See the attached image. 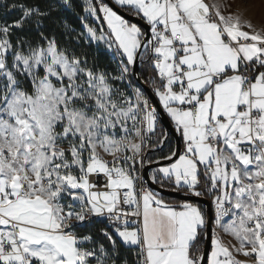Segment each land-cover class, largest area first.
<instances>
[{
    "label": "snow or ice",
    "instance_id": "1",
    "mask_svg": "<svg viewBox=\"0 0 264 264\" xmlns=\"http://www.w3.org/2000/svg\"><path fill=\"white\" fill-rule=\"evenodd\" d=\"M72 6L0 0V264H130L122 248L132 264H202L209 224L207 264H264V28L205 0H84L76 42L102 43L110 72L45 24L75 31L56 15ZM162 115L183 149L153 161L169 139ZM137 164L211 208L137 192ZM97 219L107 245L73 231Z\"/></svg>",
    "mask_w": 264,
    "mask_h": 264
},
{
    "label": "trees",
    "instance_id": "2",
    "mask_svg": "<svg viewBox=\"0 0 264 264\" xmlns=\"http://www.w3.org/2000/svg\"><path fill=\"white\" fill-rule=\"evenodd\" d=\"M12 0H9V3H11ZM28 2H39L41 6H44V0H28ZM72 7L71 8H65L60 13L56 14L60 17H63L65 20H67L68 24L71 26V28L75 29V31H65L63 28V25L61 24L59 27L51 24V20H46L45 24L48 26L49 30H54L55 34L57 36L58 43L61 47H68L70 50H74L77 55H86L89 61V64H92L93 62L97 64L99 67L106 69L107 71L114 72L116 70V65L113 62V56L112 53L108 52L104 49V45L101 43H95V42H86L84 38L79 39V43L76 42V37L79 33L84 32L83 25L81 23V20L79 19L80 16H84L83 7L84 4L81 2V0H71ZM20 13L13 12L10 16L7 17L9 21H11L13 18L18 17ZM88 22L93 23L92 19H88ZM17 35H23L24 33H21L17 31ZM29 37L35 41L36 35L35 32L29 33ZM15 39V37H13ZM139 67V71H140ZM144 75L147 76L148 72L144 71ZM161 123V122H160ZM159 131V128H158ZM181 139V138H180ZM174 148V140L171 135H169V139L167 142H165L161 148L157 149L155 152L150 154L151 159H156L161 156H166L170 153V151ZM183 149V142L181 140V150ZM171 189V188H169ZM185 191V190H180ZM163 199L166 203H180L185 202L182 199L175 198V197H169V196H163ZM190 202V201H188ZM193 204L199 205L202 209H204V206L199 202H191ZM107 220H100L97 219L91 224H84V225H78L73 229V231L77 232L79 235H86L91 234L94 239L99 240L106 245L108 244V241L105 237H103L100 233V229L107 227ZM204 236L201 235L200 239L197 242V246L201 249L204 245ZM117 243H120L119 240ZM211 249V248H210ZM122 252L127 255V259L129 261H132L133 255H132V249H123Z\"/></svg>",
    "mask_w": 264,
    "mask_h": 264
},
{
    "label": "water",
    "instance_id": "3",
    "mask_svg": "<svg viewBox=\"0 0 264 264\" xmlns=\"http://www.w3.org/2000/svg\"><path fill=\"white\" fill-rule=\"evenodd\" d=\"M105 3L108 4H112L113 0H104ZM117 10L119 11V9L117 8ZM127 19H129L131 22L134 23H138L141 24L143 26V22L137 20L135 17H131V16H126ZM137 71H139V67L137 68ZM143 87L145 89H148V85H143ZM150 96V99H152L153 103L158 104V101L156 100V98L154 96L151 95L150 91L147 93ZM161 114H162V109H161ZM161 124L168 129V135H171L173 137L174 140V148H179L181 150V139L180 137L172 130V124L170 122V120H168V118L166 116L162 115V120L160 121ZM159 149V148H158ZM155 161V160H153ZM162 163L166 164L167 161H162ZM158 167V165L153 164L151 167H143L142 168V174L143 177L147 183V185L153 189L154 191L158 192L160 195L163 196H169V197H175V198H179L182 199L184 201H190V202H199L204 206V209H208L211 208V203L209 198L207 197H194V196H190L186 193V191H173L172 189L169 188H161L158 184H154L151 182L150 179H148V176L150 174V170L152 168ZM211 227L212 225L209 224L208 226V236L207 238H204V245L202 248V252L205 254L204 255V260L202 261V264H207V253L210 252V248H211V244H210V240H211Z\"/></svg>",
    "mask_w": 264,
    "mask_h": 264
},
{
    "label": "rangeland",
    "instance_id": "4",
    "mask_svg": "<svg viewBox=\"0 0 264 264\" xmlns=\"http://www.w3.org/2000/svg\"><path fill=\"white\" fill-rule=\"evenodd\" d=\"M81 2L84 4V0H81ZM205 3L209 4L210 6L213 4H219L221 6L220 10L222 14L228 15L229 13L231 14L240 13L244 19L251 20L253 25H255L258 29L264 28V0H205ZM84 15L86 14L84 13ZM89 18L92 19L91 17ZM88 23L92 24L90 22ZM104 49L106 50L105 47ZM129 126H131V122H129ZM116 133H117V138H119V135H121L119 128H117ZM133 140H136V137H133ZM61 146L67 148L68 144L67 142H65ZM98 151L105 159L107 160L112 159L111 155L103 153L101 149H98ZM133 261H134V257L132 261H129L130 264H132Z\"/></svg>",
    "mask_w": 264,
    "mask_h": 264
},
{
    "label": "built area",
    "instance_id": "5",
    "mask_svg": "<svg viewBox=\"0 0 264 264\" xmlns=\"http://www.w3.org/2000/svg\"><path fill=\"white\" fill-rule=\"evenodd\" d=\"M8 2H9V0H8ZM7 18V17H6ZM5 19V17H4V14H3V9H0V23H2L3 22V20ZM153 139H155V137H153ZM162 146H159L158 148H161ZM157 148V149H158ZM151 154V153H150ZM155 160V159H154ZM142 168L143 167H141V165H139V164H137L136 165V175L137 176H139V177H142V179H140V180H137V182H136V185H135V187H136V191L137 192H140V190H141V185L143 184L146 188H150L148 185H147V183H146V181H145V179H144V177H143V174H142ZM90 179H95V177L93 176V177H90ZM101 181H103V177L101 176ZM151 189V188H150ZM153 190V189H152ZM154 191V190H153ZM156 192V191H155ZM204 197H207V198H209V200L211 201V197H209V196H207V195H205ZM135 206H133V208H134ZM120 208L122 209V210H124V211H132L133 209H130V208H128V206L127 205H120ZM129 219L130 220H135L136 219V217H129ZM141 220H142V218H141ZM87 224V223H86ZM84 225V224H83ZM133 227H135L136 225H132ZM107 227H108V222H107ZM105 228V227H104ZM102 229V228H101ZM100 231V230H99ZM108 231H112V228L111 227H108ZM234 255V254H233ZM234 257H235V259H237V260H239L235 255H234Z\"/></svg>",
    "mask_w": 264,
    "mask_h": 264
},
{
    "label": "crops",
    "instance_id": "6",
    "mask_svg": "<svg viewBox=\"0 0 264 264\" xmlns=\"http://www.w3.org/2000/svg\"><path fill=\"white\" fill-rule=\"evenodd\" d=\"M207 2V1H206ZM208 3V2H207ZM182 140V139H181ZM155 152V151H154ZM153 153V152H152ZM151 153V154H152ZM157 159V158H156ZM155 159V160H156ZM154 160V159H153ZM153 169V168H152ZM152 169L150 170V173H151V171H152ZM162 196V195H161ZM188 202V201H187ZM180 203H182V202H180ZM180 203H169V204H173V205H179ZM191 203V202H190ZM221 239H222V242L225 244V246H228L229 248H230V250L233 252V254L239 259V261H247L248 260V258L247 257H245L244 255H243V253H237V252H235V250H234V248H233V246H236V247H238L239 245H238V242L232 237V236H230V235H227V234H224V233H222L221 232ZM210 251H211V249H210Z\"/></svg>",
    "mask_w": 264,
    "mask_h": 264
}]
</instances>
